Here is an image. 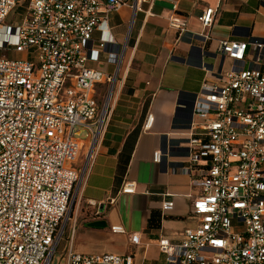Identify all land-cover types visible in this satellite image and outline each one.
<instances>
[{
	"label": "built area",
	"instance_id": "obj_1",
	"mask_svg": "<svg viewBox=\"0 0 264 264\" xmlns=\"http://www.w3.org/2000/svg\"><path fill=\"white\" fill-rule=\"evenodd\" d=\"M151 1L0 0V264H51L92 156L91 149L82 169L73 165L80 136L91 135L93 146L103 130L123 58L109 14ZM17 7L22 19L8 22ZM212 13L208 8L199 16L203 26ZM168 22L186 31L181 14ZM218 49L233 66L215 81L204 80L188 132L185 169L206 163L191 204L198 223L177 242L157 240L166 264H264V38L223 39ZM102 54L114 74L93 67ZM102 84L110 85L104 103ZM160 158L154 152L153 160ZM121 192L133 193V183ZM172 208L171 199L161 203L163 212ZM65 264L135 262L132 254L68 250Z\"/></svg>",
	"mask_w": 264,
	"mask_h": 264
},
{
	"label": "crops",
	"instance_id": "obj_2",
	"mask_svg": "<svg viewBox=\"0 0 264 264\" xmlns=\"http://www.w3.org/2000/svg\"><path fill=\"white\" fill-rule=\"evenodd\" d=\"M208 8L212 21L203 26L198 18ZM174 13L186 18L185 32L169 26ZM108 28L123 58L118 70L104 54L93 64L110 66L102 71L116 70V79L63 250L132 254L135 264H166L157 240L177 242L198 223L191 204L201 193L206 163L185 169L194 97L204 80L215 81L233 66L219 51V40L264 38V0H152L136 10L121 5L110 12ZM76 160L78 169L87 162ZM126 183H133V193L121 192ZM169 199L173 208L163 212L161 203ZM133 235L138 244L130 242Z\"/></svg>",
	"mask_w": 264,
	"mask_h": 264
},
{
	"label": "rangeland",
	"instance_id": "obj_3",
	"mask_svg": "<svg viewBox=\"0 0 264 264\" xmlns=\"http://www.w3.org/2000/svg\"><path fill=\"white\" fill-rule=\"evenodd\" d=\"M23 17V9L21 7H17L15 9V11H13L10 16L8 17L7 21L8 22H18L22 19ZM13 57L19 58L21 57L20 54H17ZM102 70H107L110 71V66H107L105 63H102L101 65H99ZM109 87L110 85H106L105 87L103 85H100V90H101V97H100V101L102 103H104L107 99V95H108V91H109ZM81 141L79 142L80 145V151L78 154V158L76 160L77 164H81V162H83L84 160L88 159V156L90 155L91 149H92V140H91V135H89L87 138L83 137V135L80 136ZM74 203L75 200L73 201V194L71 196V200H70V210L68 213V217H66V223H65V227H64V233H63V239L60 241L57 250L55 251V254L51 260V264H65V252L63 250L64 248V243L66 240V236L68 235V229H69V225L71 223V220L74 216Z\"/></svg>",
	"mask_w": 264,
	"mask_h": 264
},
{
	"label": "water",
	"instance_id": "obj_4",
	"mask_svg": "<svg viewBox=\"0 0 264 264\" xmlns=\"http://www.w3.org/2000/svg\"><path fill=\"white\" fill-rule=\"evenodd\" d=\"M192 50H193V49L191 48V49H190V54H191Z\"/></svg>",
	"mask_w": 264,
	"mask_h": 264
}]
</instances>
